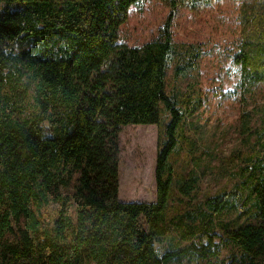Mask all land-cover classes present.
Segmentation results:
<instances>
[{"label":"trees","instance_id":"obj_1","mask_svg":"<svg viewBox=\"0 0 264 264\" xmlns=\"http://www.w3.org/2000/svg\"><path fill=\"white\" fill-rule=\"evenodd\" d=\"M140 1L0 0V264L204 259L217 219L230 212L237 218L219 227L240 250L231 264H264L258 156L240 169L242 182L178 214L208 169L191 131L201 100L179 86L199 71L203 47L174 41L180 0H171L160 39L121 43ZM15 2L24 5L2 8ZM241 9L235 61L250 92L264 82V0ZM128 125L160 127L153 203L119 199V134ZM263 138L264 130L256 142ZM145 172L150 181V166ZM174 232L190 244L162 253L157 244Z\"/></svg>","mask_w":264,"mask_h":264},{"label":"rangeland","instance_id":"obj_2","mask_svg":"<svg viewBox=\"0 0 264 264\" xmlns=\"http://www.w3.org/2000/svg\"><path fill=\"white\" fill-rule=\"evenodd\" d=\"M244 1L186 0L184 3L180 0L174 14V41L200 43L203 47L199 71L181 81L179 86L183 92L194 90L201 100L191 131L200 138L198 153L203 152L202 164L208 167L200 186L186 200L190 203L182 206L178 214L192 210L196 204L223 189H231L237 181L242 182L248 171L239 175L240 169L252 165L254 157L258 156L261 165L264 163V149L261 147L264 138L256 142L264 130V82L250 92L244 91L241 66L235 61L241 41L240 14ZM170 2L141 0L132 6L127 21L120 27V42L140 47L160 39L161 29L171 12ZM23 5V2H15L8 6L2 4V8L15 11ZM29 49L22 46L18 51ZM159 135L158 125L121 127L120 201H156ZM147 166H150V181L145 175ZM237 216L238 212H230L217 219L212 232L215 244L209 247L206 258H199L192 252L169 264H223L225 260L231 264V256L240 257V250L226 239L219 226ZM189 244L181 238L180 232H174L163 237L157 245L163 253Z\"/></svg>","mask_w":264,"mask_h":264}]
</instances>
